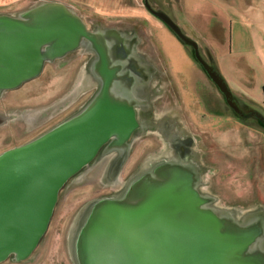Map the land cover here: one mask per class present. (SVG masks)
<instances>
[{
	"label": "water",
	"instance_id": "95a60500",
	"mask_svg": "<svg viewBox=\"0 0 264 264\" xmlns=\"http://www.w3.org/2000/svg\"><path fill=\"white\" fill-rule=\"evenodd\" d=\"M142 1L192 49L193 60L226 107L264 127V113L232 92L210 60L211 52L205 58L200 42L186 35L165 10ZM102 34L90 32L74 7L59 0H37L14 14L0 13V97L35 78L45 62L76 49L84 38L116 58L119 42L108 44L110 36ZM115 71L120 80L118 67ZM121 81L125 88L131 84L130 78ZM110 87L111 79H106L78 111L28 142L0 152V262L29 256L49 225L66 179L87 169L110 138L119 146L137 126L132 105L110 94ZM188 142L175 140L165 160L159 155L152 166L140 167L124 181L116 194L80 207L68 238L73 264H264V208L262 214L241 218L216 209L214 197L196 188L198 176L181 149ZM232 208L246 213L255 207Z\"/></svg>",
	"mask_w": 264,
	"mask_h": 264
},
{
	"label": "rangeland",
	"instance_id": "374dc122",
	"mask_svg": "<svg viewBox=\"0 0 264 264\" xmlns=\"http://www.w3.org/2000/svg\"><path fill=\"white\" fill-rule=\"evenodd\" d=\"M112 1L114 2L109 5L108 0H85L82 6L74 10L90 23L99 22L98 28L137 25L140 36H146L142 38L141 48L145 49L151 60L165 71L164 82L168 84L170 82L180 101V118L184 126L179 127L184 134L187 133L192 138L181 149L186 156L189 154L187 159L198 176L196 188L198 187L199 191L209 197H214L212 204L224 214L229 211L231 215L236 213L239 218L249 213L262 214L259 210L264 208V127L255 119L239 118L226 107L216 87L204 76L190 53L158 19L148 12L142 0ZM148 1L154 8L165 10L181 26L186 35L199 41V51L204 57L208 50L211 52V55L208 54L209 58L218 67L229 88L237 93L236 95H241L238 91L242 89L237 88L233 82V76L238 75L236 67L231 64L233 59L226 55L227 24L223 29L224 38L217 41L209 25L200 21L194 9L187 8L185 12L179 7L178 0ZM34 3L31 2L27 7ZM108 9L110 15L104 13ZM195 27H200L204 40L199 39ZM110 31L113 33L110 37H106L109 38L108 44L122 40V34L117 32L115 27L98 30L104 33L102 34L104 36ZM208 37L210 39H207ZM130 44L132 43L129 42ZM134 50L137 49L133 47L127 50L128 55ZM75 69L72 63L64 66L47 64L34 79L24 81L18 88L8 89L2 93L0 116L3 117V122L0 125V152L12 148L14 142L17 143L15 146L28 142L78 111L87 98L88 88L79 86L80 77L78 79L74 77ZM262 76L264 74L260 72L258 77ZM242 92L246 95L251 94L247 96L256 100L264 113L262 86L257 83L252 90L247 89ZM204 96L210 98L211 106L205 105ZM194 136L199 137L201 141ZM164 148L168 147L164 146ZM120 154L121 152L117 153V151L112 153L114 159L117 157V165L120 163ZM159 155L164 156L161 150L157 152V156ZM137 156V150L131 151L126 164L130 163L123 165L121 169L117 166L111 168V161L100 165L94 174L81 178L71 188L63 190L51 223L33 255L22 262L8 259L0 264H73L70 259L68 238L79 207L96 197L107 196L108 190L116 194L117 191L113 190L122 186L124 183L122 177L137 172L138 168L127 174L131 169L129 168L131 162ZM116 169L118 171L114 173ZM110 173L113 174L112 177ZM104 181L108 185L104 184ZM252 205L255 208L249 212L245 211L246 213L232 208Z\"/></svg>",
	"mask_w": 264,
	"mask_h": 264
},
{
	"label": "flooded vegetation",
	"instance_id": "af4514ba",
	"mask_svg": "<svg viewBox=\"0 0 264 264\" xmlns=\"http://www.w3.org/2000/svg\"><path fill=\"white\" fill-rule=\"evenodd\" d=\"M81 17L86 23V28L92 33L97 32L98 30H107L109 28L115 27L116 31L123 35L122 36L120 34L122 40L118 41L119 43L116 48L119 49L116 52L117 57L112 59L111 56L102 54V52L96 50L93 47L91 41L88 38H84L83 40H81L80 45L76 49L68 51L59 58L55 57L50 62H45L43 70L47 64H57L59 66H64L72 63L76 68L74 77H76L77 79L80 77L79 85L82 88H88V91L86 92L87 98L85 101H88L90 98L96 95L99 88L105 84L106 79H111V87L109 88L110 94L124 97L125 101L132 105L135 112V120L137 122V126L134 128V130L131 131L130 135H128L123 143L119 146L113 144V138H110L103 146H101L100 149H98L93 159L89 162V164H87V169L81 168L74 175L66 179L59 190V194L57 195L55 209L63 190L71 188L81 178H86L94 174L95 170L100 165H105L106 163L111 161V168L117 166V157L114 159V156H112L113 152H121V157H119L121 159V163L118 166V169H121V167L126 164L129 153L131 155V151L137 150L138 156L133 162H131V165L129 167L131 169L127 173L129 174L131 170H135L137 168L139 169L140 167L146 168L152 166L158 159L157 152L160 150L165 156V158L164 156H162L161 160H165L168 157V152L170 150L173 151L175 140L190 141L192 139L190 137L191 135L189 136L187 133L184 134L179 127L180 125L184 126L180 118V101L178 100L177 94L176 92H174V87L170 84V82L169 84L164 82L165 71L162 70V68L158 67L151 60L145 49L141 48L140 44L143 42L142 38L146 36H140L141 33L138 30L137 25L134 24L128 27L112 25L98 28V26L100 25L99 22L96 21L90 23L86 21L83 16ZM89 21H91V19ZM161 23L167 29V26L163 22ZM167 31L175 37V35L171 31H169L168 29ZM106 35L111 36L110 33H107ZM131 37L134 39H132ZM138 38L140 39L138 40ZM175 39L179 41L176 37ZM129 42L132 43V47L137 49L136 51L134 50L133 53H131L132 55L130 54L131 56L128 55L127 51L131 49V44L129 45ZM180 44L182 45V42H180ZM182 47H184L190 53L193 60L194 58L192 56V49L189 46L185 45H182ZM205 58L207 57L205 56ZM116 59H119L121 62H117ZM109 63H111V66ZM117 67L119 70L118 75L120 77V80H118L119 78L115 73ZM76 78L75 80H77ZM123 78H130L131 84L127 88H125V86L127 85H123V82L121 81L124 80ZM204 98L205 105H208V107L211 106L210 98L207 96H204ZM195 139L200 140L199 137H195ZM13 144V146H15L17 143L14 142ZM163 145L167 146L168 148L165 149ZM203 152L204 151L202 150V153ZM129 163L130 162H128L126 165H128ZM118 169L114 170L113 172L117 173ZM133 175L131 174L130 176L126 175L125 177H122L123 182L131 179ZM112 176L113 174L110 173V177ZM104 184L108 185V183L105 181ZM120 188L121 187L113 191H119ZM107 193H109L107 195L113 194L112 191L109 190L107 191ZM250 200H252V198ZM252 207H254V205L245 208ZM51 219L49 224L51 223ZM44 235L42 236L38 244H36L32 253L25 259L19 261L22 262L33 255L35 250L40 245V242L42 241ZM5 260L7 261L8 258Z\"/></svg>",
	"mask_w": 264,
	"mask_h": 264
},
{
	"label": "crops",
	"instance_id": "0c3cea01",
	"mask_svg": "<svg viewBox=\"0 0 264 264\" xmlns=\"http://www.w3.org/2000/svg\"><path fill=\"white\" fill-rule=\"evenodd\" d=\"M35 1L37 0H0V13L14 14L27 8L31 2ZM61 1L74 6L76 10L85 3V0ZM178 1L179 7L185 12L187 8L194 9V13L198 14L200 21L209 25L213 37L217 41L224 38L223 29L227 24L228 44L226 55L233 59L231 64L235 65L238 73V75L233 76L235 86L241 88L242 91H246L247 89L252 90L258 83L264 88V76L258 77L260 72L264 74V0ZM108 2L110 5L114 1L108 0ZM87 6H90V4H87ZM104 13L110 15V10L108 9ZM182 19L185 21L184 17ZM195 29L198 31L199 39H202L200 27H195ZM217 35H219L218 38ZM242 91H238L241 92L239 96L242 99L259 107L256 100H252L247 96H251V94L246 95Z\"/></svg>",
	"mask_w": 264,
	"mask_h": 264
},
{
	"label": "trees",
	"instance_id": "16d2710c",
	"mask_svg": "<svg viewBox=\"0 0 264 264\" xmlns=\"http://www.w3.org/2000/svg\"><path fill=\"white\" fill-rule=\"evenodd\" d=\"M263 90H264V88H263Z\"/></svg>",
	"mask_w": 264,
	"mask_h": 264
}]
</instances>
